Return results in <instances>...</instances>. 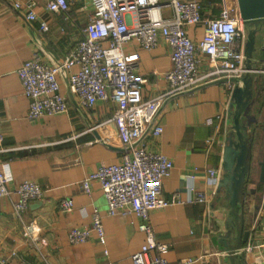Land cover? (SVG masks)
I'll return each mask as SVG.
<instances>
[{"label": "crops", "instance_id": "obj_1", "mask_svg": "<svg viewBox=\"0 0 264 264\" xmlns=\"http://www.w3.org/2000/svg\"><path fill=\"white\" fill-rule=\"evenodd\" d=\"M39 19L26 21L9 0H0V115L4 142L0 147V168L12 177L10 189L33 180L44 189V197L31 201L27 210L18 213L14 192L0 200V264H133L132 256L146 241L135 214L110 216L107 201L98 182L91 192L80 183L102 165L122 159L117 126L112 120L116 105L98 101L86 108L74 101L68 89L67 72L59 77L61 92L68 110L60 115L29 120V99L23 91L18 69L32 58L40 57L54 65L61 63L81 39V29L93 11L89 0H75L65 13L49 11L46 0H36ZM166 1V0H162ZM239 10L238 0H203L202 16L217 17L223 10ZM171 17V9L163 10ZM41 20L49 30H41ZM256 30L252 56L246 54L244 42L241 66L249 70L242 77L253 79V97L249 115L255 117L253 168L245 189V203L240 209L243 230L249 232L239 255L243 264H264V181L260 179L259 162L264 153V22L244 25ZM190 36L200 41L202 25L188 27ZM138 50V74L145 79L144 99L163 96L157 123L160 135L149 133L144 141L148 148L169 156L174 162L171 174L163 181V196L177 195L182 202L151 213L157 240L169 245L168 264H182L188 258L203 260L186 264H230L225 242L235 243L239 235L232 213L228 191L219 189L225 175L224 150L234 129V88L242 84L222 78L187 92L171 93L165 73L171 69V49L164 40L153 50L142 49L132 42L127 52ZM200 73L209 70V58L201 55ZM234 79V78H232ZM220 114L221 117L219 116ZM241 121L248 118L242 114ZM220 171L218 181L210 180L208 169ZM205 201H192L198 193ZM70 198L74 208L60 209V202ZM102 216L107 243L102 245L97 234L84 243L69 241L74 227H89L92 214ZM35 226L31 239L26 226ZM234 226L232 236L227 237ZM248 247H252L248 251ZM107 251V253L105 252Z\"/></svg>", "mask_w": 264, "mask_h": 264}, {"label": "built area", "instance_id": "obj_2", "mask_svg": "<svg viewBox=\"0 0 264 264\" xmlns=\"http://www.w3.org/2000/svg\"><path fill=\"white\" fill-rule=\"evenodd\" d=\"M12 7L26 21L39 19L36 0H9ZM75 0H46L45 7L54 13L67 12ZM93 11L81 29V39L70 54L58 64L50 65L40 57L26 60L18 69L23 91L29 99L27 118L37 120L45 116L60 115L68 110V101L61 92L59 77L67 72L68 89L74 101L92 108L98 101H113L116 110L112 117L121 143L122 159L119 163L102 165L80 183L90 193L93 182H98L107 201L110 216L137 215L139 229L146 241L132 256L133 264H168L169 245L157 240L151 223V213L165 209L182 200L174 195L163 196V181L174 168L173 160L148 148L144 141L149 133L160 135L163 127L157 123L162 97L144 99L145 79L138 74L140 53L127 52L132 42L142 49L153 50L161 40L171 49L172 67L165 73L171 93L187 92L208 83L227 79H241L244 69L243 45L247 32L239 10H223L217 17H203V0H89ZM171 9L166 17L163 10ZM41 30L48 31V21L41 20ZM202 25L205 33L200 41L194 40L188 27ZM201 55L209 58V70L200 73ZM222 114L219 116L221 117ZM4 142L0 115V147ZM1 150V149H0ZM210 180L218 181L220 171L208 169ZM12 177L0 168V200L11 195L19 196L14 209L22 213L31 201L44 197V189L33 180L10 189ZM198 192L192 201H205ZM74 201L60 202V209L70 212ZM26 231L35 239V226ZM96 233L98 241L106 245L107 236L98 210L92 214L89 227H74L68 238L73 244L87 242ZM248 251L252 247L247 248ZM107 253V251L105 250ZM188 258L182 264L203 260Z\"/></svg>", "mask_w": 264, "mask_h": 264}, {"label": "water", "instance_id": "obj_3", "mask_svg": "<svg viewBox=\"0 0 264 264\" xmlns=\"http://www.w3.org/2000/svg\"><path fill=\"white\" fill-rule=\"evenodd\" d=\"M240 17L244 25H257L264 22V0H238ZM256 44V30L248 32L246 54L250 58L253 54ZM237 85L233 90L236 112L235 123L232 133L226 140L224 150L225 175L223 176L219 189H226V199H230L232 213L240 219L236 223V230L239 235L235 243L225 242L228 248L227 254L230 264H243V257L239 252L243 249V244L248 242L249 232L243 230V216L240 213L241 207L245 203V189L248 184L250 174L253 168L255 154V131L251 129L255 117L249 115L250 101L253 97V79L251 77H242L241 79H231ZM248 118L247 124L242 123L241 116ZM260 179L264 181V153L259 162ZM234 226L229 229L227 237L232 236Z\"/></svg>", "mask_w": 264, "mask_h": 264}, {"label": "rangeland", "instance_id": "obj_4", "mask_svg": "<svg viewBox=\"0 0 264 264\" xmlns=\"http://www.w3.org/2000/svg\"><path fill=\"white\" fill-rule=\"evenodd\" d=\"M245 27V26H244ZM246 31H247V28L245 27Z\"/></svg>", "mask_w": 264, "mask_h": 264}, {"label": "bare ground", "instance_id": "obj_5", "mask_svg": "<svg viewBox=\"0 0 264 264\" xmlns=\"http://www.w3.org/2000/svg\"><path fill=\"white\" fill-rule=\"evenodd\" d=\"M237 14H240V12H238Z\"/></svg>", "mask_w": 264, "mask_h": 264}]
</instances>
